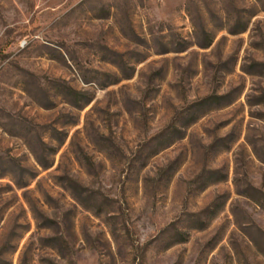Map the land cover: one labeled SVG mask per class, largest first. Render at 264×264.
I'll use <instances>...</instances> for the list:
<instances>
[{
    "label": "rangeland",
    "instance_id": "rangeland-1",
    "mask_svg": "<svg viewBox=\"0 0 264 264\" xmlns=\"http://www.w3.org/2000/svg\"><path fill=\"white\" fill-rule=\"evenodd\" d=\"M0 264H264V0H0Z\"/></svg>",
    "mask_w": 264,
    "mask_h": 264
}]
</instances>
